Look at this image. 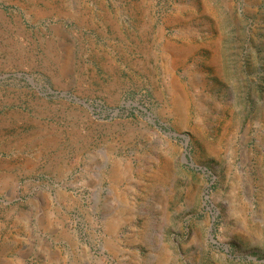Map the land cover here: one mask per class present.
<instances>
[{
  "label": "rangeland",
  "instance_id": "374dc122",
  "mask_svg": "<svg viewBox=\"0 0 264 264\" xmlns=\"http://www.w3.org/2000/svg\"><path fill=\"white\" fill-rule=\"evenodd\" d=\"M0 0V264H264V0Z\"/></svg>",
  "mask_w": 264,
  "mask_h": 264
},
{
  "label": "water",
  "instance_id": "95a60500",
  "mask_svg": "<svg viewBox=\"0 0 264 264\" xmlns=\"http://www.w3.org/2000/svg\"><path fill=\"white\" fill-rule=\"evenodd\" d=\"M152 1H153V4L151 6V10H152L153 13H156V11H155V2H156V0H152Z\"/></svg>",
  "mask_w": 264,
  "mask_h": 264
}]
</instances>
